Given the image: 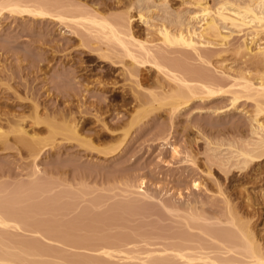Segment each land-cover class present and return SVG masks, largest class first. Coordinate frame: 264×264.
<instances>
[{"label": "bare ground", "instance_id": "1", "mask_svg": "<svg viewBox=\"0 0 264 264\" xmlns=\"http://www.w3.org/2000/svg\"><path fill=\"white\" fill-rule=\"evenodd\" d=\"M109 1H111V3H103L105 6H103L104 9L110 10L114 8V10H118L119 8L122 9L124 7L125 11L122 9L123 12L120 14L108 18L103 15L101 11H98L97 8L99 6L95 8L90 6L91 8L89 9H87L88 7L85 9L80 6H77L75 9L74 6H70L72 7L70 8L72 9V12L62 0H36L32 3H30L31 1L29 2V0H27V2L26 0L25 2L22 0H0V19L4 13L29 16L32 17V19H39L41 21L45 20L46 23L49 19L50 23L61 26L60 30L64 29L62 34L66 33V37H64L67 39H65L66 44L67 41L71 40H76L77 42V39L80 38V40H78L80 42H77V44L79 43L78 47H83V44L84 47H88L85 43L91 38H94V40L98 42V46L99 44L103 45V48H101V45L99 46L100 48L97 46V50L95 47L93 50L91 49L92 47H90L93 52H91L89 48L88 49L92 54L96 52L99 59L107 61V69L103 72L97 70H94L93 72V70L85 69V67L81 65L82 68L79 70H83V72L78 76L79 80L77 79L76 83L77 85L80 83L82 84V81L87 79L86 77L92 76L97 72H100L102 77H107L113 74V68L121 67V76H124V80L129 82L126 91L130 94V97H128V99L130 98L128 103L130 108H132L129 112L127 101H123L122 106L124 107L126 105V110L124 109V112L120 114L119 111L117 112V108H114V105L116 104L111 105V102L105 103V101H102L104 99L99 97L101 94H97V101L89 103L88 106H82L85 104L84 102L70 105L69 100L66 98L65 100H68L69 103H64L62 107L63 109L61 108L56 111L55 109L57 107L55 106L52 108L54 114L47 113V117L51 115L49 118L51 119V122L48 119V124L46 121H42V118L44 119V117H42L43 113L41 114L42 116L40 115L38 109L40 107L37 103L39 100L36 99L37 96L35 98L37 101L32 99V103L30 101L31 99L28 98L29 100H26L27 98L25 97H28V95L22 97V102H16L17 100H21V97L16 91L18 90V87L16 89L14 87L13 89L12 86L10 87L6 83H4L6 84L5 89L0 87V93L7 91V96H12L16 99V101L14 100L15 103L10 105L13 106V108L17 106V110L20 108L19 111H22L21 113L16 109H14L16 112H11V110L10 112H8L9 110L0 111V144L6 145L11 138L15 144H19L24 148L28 157H31L32 159L38 158V156L46 152L48 148H55L56 162H59L62 159L61 155L65 152L62 149L70 147V149H73V152L69 154L73 157L71 165L74 163L73 167L75 164L76 167H79L78 170L77 168L71 169L74 171L72 175L70 173L71 176L68 175L69 172H67V168L60 167V165L58 167L55 166L56 168H54L55 173L57 174V176L53 174L57 181L55 191L57 202L63 200L61 197L63 196L70 204H74L72 202L74 200L77 201V204L70 207L68 206L66 209L54 207L53 214L56 221H54L53 225L55 227L52 226L54 227L52 228V231L50 229L51 232L49 229L46 231L42 228L29 227V223H26L13 215V217L10 216L12 212H10L11 214L8 212L10 214H8V216L7 214H4V211L0 213V264H52V262L49 261L50 259L48 260L42 257H45V255L48 254V257L53 255L52 257L54 258H62L60 253L62 250H70L72 252L76 249L93 252L95 257L92 256L93 258H88V262L82 260L83 262L80 263V260L78 261L79 263H77V261L75 262L74 260L75 263L72 262V264H82L84 262L86 264H105V262H114L116 260L123 261L122 264H264V248H262L253 231V225L249 222L250 219L244 220V216L240 214L239 208L237 209L238 201L236 203L233 201V203L228 191L223 188V185L221 186L222 182H218L217 178H213V170H215V168L223 173V175L227 176L232 169L242 170L246 168L248 164H252V168L244 174L247 178L245 179L247 180V184L252 185L264 179V171L261 170L260 165L264 163V121H260L259 118L264 115V78L258 76L259 81L253 82L248 76L240 73L236 76H229L230 80L223 83L216 82V79L208 76V74L203 75L202 73H199L197 69L193 71L194 69H187V67L185 69L184 67L186 64L189 65L191 59H194L195 62L198 60V64L208 62L205 60V50H203V46L212 44L215 40H218L220 45L227 44L226 41L229 39L231 32L227 34L223 32V29L227 28L222 26L223 24H227L232 28H242V30L247 29L253 34L252 36L254 38H256L258 34L264 33V0H215L216 7L214 9L207 6L205 0H180L179 5L176 7L171 5L170 0H122L123 2L121 5V0H113L114 2L112 0ZM184 4L192 5L195 9L192 11V15L188 18L183 14V12H185L182 8ZM92 6H94V3ZM78 7H80V9H78ZM132 9H136L137 17L140 20H143V23H145L148 29L151 31L153 30L150 33H155L157 38H138L133 34L131 31L132 27L130 26L132 22L131 19L133 18L130 13ZM75 10L79 11L76 12ZM193 21L196 23L202 21L199 25L198 31L192 29V25H189ZM87 34L89 35V38L87 37L89 39H87L88 41L85 39L86 36H88ZM75 36H77V38ZM82 36L85 37L84 40L87 42L82 40ZM253 37H251L250 41L243 38L242 43L238 45L237 50L244 52L245 55L252 56L255 59V62H264V46H260V43L256 44ZM73 58L74 57H72V59ZM69 59L67 63L72 60ZM75 61L71 63H74ZM70 65L73 64H69V66ZM39 66L40 65H38V67ZM41 68L42 67L40 66L39 69ZM147 68H152L154 74H156L153 76L147 75V77L142 76V70ZM91 82L93 83L92 86H97L99 90L102 88L104 89V86L106 88L108 83L110 84V81L103 82L101 79L95 81L92 80ZM113 84L114 83L111 85L113 86ZM144 84H146V87ZM0 85L2 86V83H0ZM86 86V88L90 87L88 85ZM8 90L11 92L8 93ZM67 92L68 93L66 94H68V97L71 95H73V97L78 95L76 94V91L70 93L68 90ZM227 95L230 97L231 107H235V104L240 100H249L253 103L251 117L255 123L253 122L254 124H251V129L249 127L250 132L248 133H250V135L247 134L249 135H246L247 138H239L241 140L238 143L237 141L233 142L234 140L231 142L228 140V142L223 139H218L217 141L216 139L213 140L212 138L208 139L206 137V140H204V149H202L203 151L201 152L197 147V140L195 139L187 145L188 147L187 149H184V153H182V151L179 153L180 150L177 149L175 144L171 146L172 158L177 156L182 162L190 165L192 164L191 167L193 170L197 156L200 154L204 155L203 158L206 164L204 170H201L200 173L202 174L203 172V174H205L204 176L207 175L210 178H213L214 185H217L218 187L216 186L217 190L214 191L212 195L214 193H217L218 196L220 195L221 199L219 200H222L221 202L223 203L222 207L217 205L218 208H220L219 210L217 208L215 209L219 212L221 210V213H218L219 215L215 214L216 211L212 213L217 217H213L214 215L209 216L205 212L203 213L202 209L204 205L201 206L202 204H200V202L199 205L197 203L199 200L196 201L195 199H193L194 201L182 204L177 200L171 201L170 198H167L170 200L169 201L165 197V203H163L164 200H162V204L159 199L153 198L154 195L151 196L152 194L149 195L144 192L142 189V186H144L143 178H139L140 181L138 182V188L143 192L140 194V200L147 203L146 200H151L153 202V199H155L156 202L160 203L161 207L164 208L165 219L168 218L170 221L178 220L191 237L199 236V234L193 232L194 230H197L203 237L208 236L209 239L204 237V241L201 242L197 238L185 237L182 235H168L165 236V243H163V245L165 244L164 248L156 250L151 249L140 254H144V257L134 256L133 253L135 252L132 249L134 243L128 240L127 237L126 240L125 237L117 236L119 232H112L113 230H119L117 227H121V224L123 225L124 223H117L118 221L102 223L104 221H101L102 214L112 208L102 200V197L89 195L83 190V187L87 186L88 182H92L89 181V179H95L96 181L94 180V183L97 182L96 184H98L97 179L103 177V175L101 177L97 176H100L101 172L98 174L96 171L92 174L91 170L89 171L88 168H90L92 164L94 167L96 165L97 167L100 166L102 168L104 167V164L106 165L109 161L112 162L111 160L113 158L121 155L124 152L127 141H130L128 139L132 136L131 133L134 131L132 130L133 127L136 125L140 126L141 124L139 125V123H143V120L147 117L152 121L151 117L155 118V116L157 117L159 114L151 116L152 113L158 111L166 112L168 118L171 120V124L174 119L173 117H177L180 111L190 105L192 101L199 99L203 100L204 98V100L208 99L210 101L211 99H216V97ZM113 96L115 97L116 95L114 94ZM24 100L25 102L30 101L29 103H31V106H29V104H24ZM70 101L72 100L70 99ZM27 106L30 108H27ZM46 107L47 106H45V109ZM118 108H120L119 105ZM28 109L30 110L29 114H23V111L25 110V112H27L26 110ZM115 110L116 112H114ZM26 121L31 122L34 126L36 125V128L33 126L31 133L25 128L24 122L26 123ZM41 122L47 124H45V127H47V134L45 136L39 135V131H41ZM91 123L92 126L90 125ZM144 125L145 124H143V126ZM142 128L143 127H139L137 129H141L142 131L144 129ZM164 131L161 129L159 133H156L158 134L156 137H159L161 141L167 140ZM138 133H140V131ZM154 136L155 135L151 137V140L157 139L156 137V139H152ZM7 147L9 148V146ZM181 153L184 155H179ZM180 156L183 157L180 158ZM71 157H68L67 155L68 159ZM177 157L176 159H178ZM179 159L177 161H179ZM69 160L72 161L71 159ZM83 162L91 164H89V167H86L88 164ZM82 163L85 166H83ZM187 167L184 166L186 169ZM32 168L31 173L33 175L42 172L37 163H33ZM32 174L31 176H33ZM105 178L107 177H104L103 179L101 178L102 180H99V184H108L110 181H112L110 183L114 182V177L110 176L111 179L109 177V179ZM124 179L122 180L124 181ZM226 179L228 178L226 177ZM116 180L117 179L115 178V181ZM201 181H191V186L194 191L196 189V191H198L200 187H206L204 186L205 184L203 185V181ZM130 183L131 180L129 183L128 181L126 182L129 187L132 186ZM126 184L124 185L126 186ZM64 186L68 187L67 189L70 190L63 191L62 188ZM126 190L127 189L124 191ZM217 194H214L215 197ZM135 199L129 197L127 200L124 199L126 200L124 202L126 204H131ZM212 199L210 202L213 201ZM136 200H139V198ZM247 201H245V205L251 207L252 202L248 200V198ZM85 202L89 203L91 206L89 212L86 211L85 206H81ZM112 203L115 204V201H112ZM196 203L199 205L198 207ZM101 207H104V209ZM200 207L202 209L199 210L198 208ZM80 209L81 211L84 209L85 212H83V210L80 213H76ZM77 214L78 216L76 217ZM252 214L251 217L254 219V215ZM69 216L72 217L70 218ZM150 216L151 215H146V217ZM81 217L82 219L85 218L86 220H91L92 223H81L84 221ZM247 217L249 218V215ZM76 218L82 220L79 221L80 224ZM104 219L106 218L104 217ZM87 225L92 226L90 228ZM23 226L28 227L24 228ZM127 226L128 225L125 224L123 227L125 228ZM10 228L39 235L48 242L55 243L54 245L56 246L54 247H56L55 249H58L53 250L55 251V254H46L47 250H43L45 248L44 245H41L44 248L39 247L40 244L37 242L34 244V240H32L33 242L29 243V245H21V242L19 243L20 246L13 245L12 243H14V241L12 242L10 240V242H12L11 245L9 244V241H5V238L7 237H3V234L5 235V232H7L6 229ZM126 229L132 228L128 227ZM77 231L83 232L78 234ZM86 233L89 235L86 236ZM202 236L200 235V237ZM147 243L148 242L146 241V244ZM128 246H132V248H129ZM39 248H43V251ZM47 248H49V246ZM129 249L132 250L130 251ZM162 255H165V257H162ZM62 259H65V257ZM112 259L114 260L111 261ZM118 261L117 264L120 263Z\"/></svg>", "mask_w": 264, "mask_h": 264}, {"label": "rangeland", "instance_id": "2", "mask_svg": "<svg viewBox=\"0 0 264 264\" xmlns=\"http://www.w3.org/2000/svg\"><path fill=\"white\" fill-rule=\"evenodd\" d=\"M22 1L25 2V0ZM33 1L35 2L36 0H29L30 3H32ZM62 1L66 3L65 5L67 6V8L69 7V9L72 8L70 6H74L75 9L77 6H80L81 8L84 7L85 9L87 7H88L87 9H89L91 7L95 8L99 6L97 8L98 11H101V13L107 16L108 18L120 14L121 12H123V10L125 11L124 7L123 8L121 7L123 10L120 8L118 10L117 9L114 10V8L110 10L104 9L103 3L104 2L111 3V1L109 0L107 1L106 0H94V1L93 0H62ZM123 1L122 0L120 1L121 2L120 5L122 4ZM216 1L205 0L207 6H209L211 9H214L216 7ZM93 3L94 6H92ZM170 3L173 7H176L177 5H179L180 0H170ZM80 7H78V9H80ZM182 8L183 11H185L183 12V14L186 18L191 16L192 11L195 10L193 6L189 4H184ZM70 10L72 11V9ZM130 13L133 16V18L131 19L132 22L130 24L132 28L131 27L130 28L136 37L138 38L148 37L153 39L157 38L155 33H150L153 30L151 31L150 29H148L145 23H143V20H140L137 17L136 9H132ZM40 21L41 20L39 19H32V17L29 16H19L18 14H10V13H4V15L0 19V83H2V86L0 85V87L2 89H5L6 84H8L10 87L12 86L13 89L14 87L15 89L18 87V90L16 91L17 94L21 97V100L16 101L14 97L10 96L11 97L10 98L9 96H7L6 94L7 91H4L3 92L4 94L0 93V109H1L0 111H8V110H9L8 112H10V110L11 112L15 111L14 109L17 110L18 107L16 106L17 108L16 107L13 108V106H11L10 104L15 103V101L22 102L23 101L22 97H25L27 95L28 97H25L27 98L26 100L31 99L30 101L32 103V99L34 100L37 96L36 99L39 100L37 103L39 104L40 107L38 109L40 115L43 113L42 114L43 116L42 115L41 116L44 117V119L42 118V121L47 122L48 119L51 117V115H49V117H47V115L53 113L52 108H54L55 106L57 107L55 109L56 111L60 110L63 107V104L66 102L67 103L70 102L69 103L70 105L73 104L75 105L78 104L79 102L80 103L84 102L85 104H83L82 106L84 105L88 106L89 103L97 101V96L101 94L99 97H102V99H104L102 100L103 102L104 101L105 103L111 102V105L116 104L114 105L115 106L114 108H117L116 109L117 112L119 111L120 114L123 113L124 109L126 110L125 108L126 105L123 107L122 102L127 101L128 103L130 99V98L128 99V97H130L129 96L130 94L126 91L128 89L129 82L124 80V76H121V67L113 68L114 69V70L112 69L113 74L107 76L108 78L102 77L100 75L101 71L103 72L104 70L107 69L106 67L108 63L107 61H103L99 59L96 52H94L96 55L94 53L92 54L91 52L93 51H91V49L93 50L94 47L95 49L96 48L98 49V47L101 44H99L98 46V42L94 40V38H91V36H90L91 38L90 41L88 39L89 38L88 34H87L88 36L85 35L86 38L83 36H82L83 39L81 38L83 41H86L87 39L89 40V41L87 40L88 42L86 41L88 44L85 43V45L88 46V47L85 46L87 49L84 47V44L83 47L85 49L81 46L78 47L79 43L77 44V42H80L78 41L80 40L79 37H78L79 39H77V42L76 40L75 41L71 40V41H67L66 44L65 42L67 39L64 38L66 37L65 36L66 33L62 34L64 29L60 30L61 26H57L53 23H50L49 19L47 23L45 22V20H43L44 22L43 21L40 22ZM201 23L202 21H200L199 23L193 21L189 25H192V29L198 31L199 25ZM222 26L227 27L223 29V32H225L226 34L231 32L229 39L226 41L227 44L220 45L219 41L215 40L212 44L203 46L204 47L203 50H205L204 53L205 60L208 62L199 63L200 64L199 65L198 60H197L198 62L197 61L195 62L194 59H191L189 61V65L188 64L184 65L185 69L186 67L187 69H191V70L194 69L193 71L197 69L199 73H202L203 75L208 74V76L215 78L216 82H223V83L230 80L229 76H234V75L236 76L239 75L240 73L248 76L250 79L253 80V82L259 81L258 76L264 78V62H255V59L252 56L245 55L244 52L237 50V47L242 43L243 38L250 41L251 37H253L252 36L253 34L247 29L242 30V28L241 29L232 28L227 24L226 25L223 24ZM75 37L77 38V36ZM84 38L86 40H84ZM254 40L256 41V44L260 43L259 44L260 46H264V33L258 34L256 38H254ZM101 46H102L101 48H103V45ZM90 47L92 48L90 49ZM88 48L90 49L91 52L89 51ZM72 57L74 58L72 59ZM68 59L69 60L72 59V60L69 63H67ZM73 61H75L76 63L75 62L71 63ZM69 64H73V65L69 66ZM38 65H40L42 68L39 69L40 66L38 67ZM81 65L85 67V69L93 70V72L94 70L100 72H97L96 74L94 73L92 76L86 77L87 81L83 80L82 81L83 85L81 83L77 85L76 82L78 76L83 72V70L82 71L79 70L82 68ZM141 74H143L142 76L147 77V75L153 76L156 73L154 74V70L152 68L151 69L147 68L145 70H142ZM97 79L98 80L101 79V81L103 82L110 81V84L108 83L107 84L108 87L106 86L105 88L104 86V89L102 88L99 90L97 86H92L93 83L91 82L92 80L95 81ZM19 80L21 81V83ZM112 83H114L113 86L111 85ZM85 84L90 87L86 88L87 86ZM144 85L146 87V84ZM76 89H78L79 91ZM68 90L70 93L76 91V94H78L79 96L76 95L73 97V95H71L68 97L67 96L68 94H66L68 93L67 92ZM10 92L11 91H9L8 93ZM62 92L64 95L62 94ZM114 94L117 97L116 96L114 97L113 96ZM66 98L69 100V102L68 100H65ZM69 98L72 101H70ZM203 100L199 99L192 101L190 105H188L187 107L183 108L180 111L177 117H173L174 119L172 120L173 122L171 124H170L171 120L168 118L166 112L158 111L156 113H152L151 116L158 113L159 114L157 117L155 116V118L151 117L152 121H150L151 119L147 117L143 120V123L142 122L139 123V125L141 124L140 126L136 125L133 127L132 130L134 131L131 130L132 136H130V138L128 139L130 141H127L125 145L126 147L124 148V152L121 155L113 158L111 160L112 162L110 161L107 162L109 164L107 163L106 165L104 164L105 168L102 167L103 169L99 166L101 168L100 169L96 165L94 167L93 164L92 166H90V168H88L89 171L91 170L92 174H94V172L96 171L98 174L99 172H101L100 176L99 175L97 176L101 177L103 175V177H101L102 179L104 177L107 178L108 177L110 178V176L114 177V179L113 178L112 179L114 180L115 184L114 182L110 183L112 182L110 181L108 183L109 185L107 183L99 184L100 183L99 180H102L101 178L97 179L98 184H96L97 182L94 183L96 181L94 178L93 179L95 181L89 179V181L92 182L90 183L88 182L87 186L83 187V190L89 195L95 197H102V200L107 204H109L110 208H112L102 214L101 221L104 220L102 223L105 222L108 223V221L110 222L118 221L117 223H124L123 225L121 224V227L120 226L117 227V229L119 230L116 231L113 230L112 232L113 233L119 232L117 236L120 237L122 236L123 238L125 237V239L127 237L128 240H130L132 243L135 244V246L133 244V248L132 246H128L129 248L131 247L135 252L133 253L134 256L144 257V254L143 255L140 254L151 249L156 250V249L164 248L165 244L163 245V243H165V236L182 235L185 237H191L189 233L185 231V228H183V226L180 224L178 220L170 221V219L168 218L165 219L166 218L165 210L160 205V203L163 202L162 200H164L163 203H165V200L167 198H170L171 201L177 200L182 204L189 201H194L193 199H195L196 201L199 200L197 203L199 204L200 202V204H202L201 206L204 205L203 209L200 207L198 208L199 210L202 209L203 213L205 212L209 216L210 215L213 216L214 214L212 213H214L215 211H216L215 214L219 215L218 213H221V210L219 212L215 209L217 208L219 210L220 208H218V206L220 205L219 207H222L223 203L221 202L222 200L221 201L219 200L221 199L220 195H219L220 198L217 193H214L217 194L216 197L214 194L212 195V193L216 191L218 187L217 185H214L213 178L215 179L217 178L218 182L219 181L222 182V184L221 183L220 184L221 186L223 185V188L226 191H228L232 199V202L234 201L236 203L238 201L237 209L239 208V212L242 216H244V220L250 219L249 222L253 225V229H254L253 231L257 239L259 240V243L261 244L262 248H264V179L252 185L247 184V180H245L247 178L245 177L244 174L247 173L252 168L253 166L252 164H248L246 168L242 170L232 169L227 176L223 175V173H221L217 168H215V170H213V178H210L207 175H206L207 177L204 176L205 174H203V172L202 174L200 173L201 170H204L206 164L203 158L204 156L203 154L197 156L196 164L193 166L194 170L191 167L192 164L190 165L182 162L181 159H179V157L177 156H175L174 158H172L171 156V146L173 144H175V146H177V149L180 150L179 153L181 151L182 153H184L185 152L184 149H187L188 147L187 145L191 143L192 140L195 139L197 140V147L201 152L203 151L202 149H204V140H206V137L208 139L209 138H212L213 140L216 139L217 141L218 139L220 140L223 139L225 141L229 140L230 142L234 140L233 142L237 141L239 143V141L241 140L239 138L243 137L244 139V137H246L247 134L250 135V133L248 132H250L251 124L253 125L255 123L251 117L253 112V103L251 101L240 100L235 104V107H231L229 95L216 97V99L214 98L211 99L210 101L208 99L204 101ZM30 101L25 102L24 100V104L26 105L29 104V106H31L30 105L31 103H29ZM118 105L120 108H118ZM127 105L129 107V109L128 107L127 109L130 112L132 108H130L129 103ZM29 106H27V108H30ZM45 106H47L46 109ZM19 110L17 111L20 112ZM116 110L114 112H116ZM26 111L27 112H25L24 110L23 114L25 115L29 114L30 110L28 109ZM259 118L260 121H264V115L260 116ZM49 121L51 122V119H49ZM43 123L44 122H41L40 124V128H41V131H39L40 136H45L47 134L46 131L47 127H45L46 123L44 124ZM143 124L145 125L143 126ZM24 125L27 131L31 133L34 125L29 121H26V123L24 122ZM90 125L92 126V123ZM139 127H143L144 129L142 128L143 130L141 131V129H137ZM161 129L162 131L165 130L164 133H166V139H167L166 141L164 139H163L164 141H161L159 137L158 138L156 137L158 135L156 133H159ZM139 131L140 133H138ZM153 135L155 136L152 139L157 138L156 140H151V137ZM2 145L0 144V213L4 211V214L5 215L7 214L8 216V214L12 212V214L10 213L11 215L9 214L10 216L13 215L14 217H18L21 220L25 221L26 223H29L30 224L29 227L42 228L43 230L46 231L48 229L50 231L51 229L52 231V228L55 227L53 225L54 221H56L55 220L56 218L54 217L53 214L54 207H61L63 209H66L68 208V206L70 207L73 206L74 204H77V201L75 200L72 201L74 204H70L63 196H61L63 200L57 202V198H55L57 181L55 179V176L53 175L55 174L57 176L54 168L58 167L59 165L60 167H63L65 169L67 168L66 170L67 172H69L68 175H70V173L72 175V173L74 172L71 169L73 168H77V170L79 169V167H76V164L74 167H73L74 163L73 165H71L73 162V157H71V155L69 154L73 152V149H70V147H65L67 149H62L67 153L68 157H71L69 159H71L72 161H70L67 158L66 153L63 152V154L61 155L62 159L60 157L61 161L56 162L55 148L52 149L48 148V150L43 154L39 155L38 158L32 159L31 157H28L26 150L22 148L19 144H15V142L11 138L8 140L6 145L4 146ZM7 146H9V148ZM182 153L179 155H184ZM176 157L179 159V161H177L178 159H176ZM182 157L183 156H180V158ZM33 163H37L39 165L42 171L40 173L38 172L39 175L38 174L33 175L31 173L33 169L32 168ZM87 164L88 166L86 165V167H89V164L91 163H87ZM186 165L189 166L187 167ZM260 165H261V170L264 171V166H262L264 165V163ZM83 166L85 165L83 164ZM184 166L187 167V169L184 168ZM196 167H198L199 169ZM31 174L33 176H31ZM226 177L228 179H226ZM115 178L117 179L116 181ZM124 178L126 179V181ZM139 178H143L144 186H142V189L144 190V192L148 193L149 195L152 194L151 196L154 195L153 198L159 199L160 203H157L155 199H153V202L156 203H153L151 200L149 201H151L152 203L147 200H146L147 203H145V201L140 200L141 197L140 194L143 192H141L140 188H138V182L140 181ZM122 179H124V181ZM130 180H131L130 184H132V186L130 185L131 187H129L128 184H126V182L128 181L129 183ZM193 180H198V181L202 180L203 185L205 184L204 186H206L205 187L206 189L202 186L203 188L200 187V189L198 188L199 189L198 191H196L197 189L194 191L193 187L191 186L192 184L191 181ZM122 181L124 184H126L127 187L122 183ZM67 188L68 187L64 186L62 190L69 191L70 189ZM125 189L127 190L124 191ZM209 196L212 197L210 198ZM129 197H132L134 199L139 198V200L135 199L134 202H131V204H126L124 201H126L127 198ZM246 197L248 198V200L252 202L251 204L252 208L247 207L245 205L246 203L245 201H247ZM211 199L213 200L212 202H210ZM112 201H115V204H113ZM197 203L196 205L198 207L200 204L198 205ZM81 206H85V209L88 212L91 210L90 208L91 206L89 203L85 202ZM101 208L104 209V207ZM82 211L80 209L76 213H80ZM83 212H85V210ZM251 214L254 215L253 217L254 219H252ZM146 215L147 216L151 215V216L146 217ZM245 215L247 216L249 215V218ZM77 216L78 214L76 215V217ZM69 217L71 218L72 216ZM104 217L106 219H104ZM213 217H217V216L214 215ZM127 219L129 220V223ZM82 220L77 219L78 222L82 221L81 223H87V222L88 224L92 223V221L89 219L86 220L85 218H83ZM64 224H68V223H64ZM125 224H127L128 226L124 228L123 226ZM87 226L91 228L92 225H87ZM128 227L132 229H126ZM6 231H7L5 232L6 234L5 235L3 234L4 238L7 237L5 238V241H9V242L10 240L12 242L14 241V243L10 242L9 244L12 243L13 245L20 246L19 243L22 242L21 245L22 244L29 245V243H32L33 242L32 240H34L33 243L34 244L35 242L39 243L40 244L39 247H43L41 245H44L45 248L43 247L44 249L43 248L42 249L44 251L47 250L46 254L49 253L50 255H52L51 253L55 252L53 250L58 249V248L55 249L56 248L54 247L56 246L54 245L55 243L48 242L39 235H34L27 231L25 232L11 228L6 229ZM77 232L79 234L82 233L83 231L82 232L77 231ZM193 232H196L197 234H199V236L191 237V238H197L201 242L204 241V237L209 239L208 236L203 237L202 234L197 230H194ZM88 235L89 234H87L86 236ZM200 235L202 237H200ZM146 241L148 242L147 244ZM48 246L49 248H47ZM51 249L53 252L51 251ZM132 249L129 250L131 251ZM60 253L62 255V258L65 257V259L54 258L52 257L53 255L51 256L52 257L51 258L48 257L49 256L48 254L45 255V257L43 256L42 258L44 259L46 258L48 260L50 259L49 261H51L52 264H72V262L75 263L76 261L77 263H79L78 261L80 260H81L80 263L83 262L84 260L87 261L88 258L94 256L93 252L87 250L85 251L82 249H76L72 252L70 250L69 251L62 250ZM152 257H158V256H152ZM162 257H165V255H162ZM113 260L114 259H112L111 261ZM117 261L118 260L114 262L109 261V262H105V264L106 263L111 264L115 262H116L115 264H117ZM118 262H120L119 264L123 263V261L121 260H119Z\"/></svg>", "mask_w": 264, "mask_h": 264}]
</instances>
